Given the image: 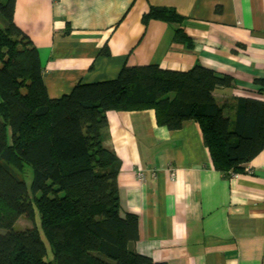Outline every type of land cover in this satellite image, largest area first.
I'll return each instance as SVG.
<instances>
[{
	"label": "crops",
	"instance_id": "crops-1",
	"mask_svg": "<svg viewBox=\"0 0 264 264\" xmlns=\"http://www.w3.org/2000/svg\"><path fill=\"white\" fill-rule=\"evenodd\" d=\"M152 6L177 10L190 45L173 41L176 25L144 24ZM14 23L38 50L50 99L116 80L126 65H201L234 78L216 90L219 105L264 103V0H16ZM107 117L104 144L120 165L121 215L138 218L139 255L156 264H264V149L245 173L224 176L196 122L171 131L151 110Z\"/></svg>",
	"mask_w": 264,
	"mask_h": 264
},
{
	"label": "trees",
	"instance_id": "trees-1",
	"mask_svg": "<svg viewBox=\"0 0 264 264\" xmlns=\"http://www.w3.org/2000/svg\"><path fill=\"white\" fill-rule=\"evenodd\" d=\"M15 9L16 0L0 2V264H156L136 252L137 216L121 215L120 165L104 144L107 114L151 110L171 131L194 121L214 168L233 176L264 149V103L219 105L216 90L234 78L201 65L188 72L126 65L116 80L50 99ZM151 21L178 26L173 41L190 45L176 9L152 6L143 17ZM25 213L32 227L18 229Z\"/></svg>",
	"mask_w": 264,
	"mask_h": 264
},
{
	"label": "rangeland",
	"instance_id": "rangeland-1",
	"mask_svg": "<svg viewBox=\"0 0 264 264\" xmlns=\"http://www.w3.org/2000/svg\"><path fill=\"white\" fill-rule=\"evenodd\" d=\"M31 180H32L31 176L28 177V179H27V185L28 186L31 184ZM27 216L25 213V215L23 216L24 218L18 220V225H17L18 229H24V228L32 227V223H31L30 219H28Z\"/></svg>",
	"mask_w": 264,
	"mask_h": 264
},
{
	"label": "built area",
	"instance_id": "built-area-1",
	"mask_svg": "<svg viewBox=\"0 0 264 264\" xmlns=\"http://www.w3.org/2000/svg\"><path fill=\"white\" fill-rule=\"evenodd\" d=\"M137 178H138V180H139L140 182H142V181L144 180V175H143V173L141 172V170H140V173L137 175Z\"/></svg>",
	"mask_w": 264,
	"mask_h": 264
}]
</instances>
